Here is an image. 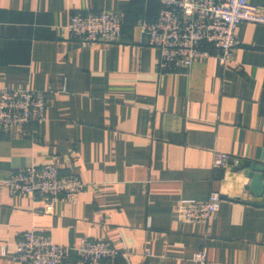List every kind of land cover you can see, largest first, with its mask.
<instances>
[{
	"label": "crops",
	"instance_id": "crops-1",
	"mask_svg": "<svg viewBox=\"0 0 264 264\" xmlns=\"http://www.w3.org/2000/svg\"><path fill=\"white\" fill-rule=\"evenodd\" d=\"M264 11V0H249ZM158 0H0V88L45 91V119L0 129V264L27 230L69 247L59 264H81L82 237L109 241L116 264H264V204L246 185V163L264 166V25L241 22L238 45L187 69L159 74L158 50L140 39ZM116 11L117 42L85 44L68 33L75 13ZM216 151L227 154L214 167ZM52 164L85 187L75 203L9 193L5 178ZM220 205L206 223L179 219L181 198Z\"/></svg>",
	"mask_w": 264,
	"mask_h": 264
},
{
	"label": "built area",
	"instance_id": "built-area-1",
	"mask_svg": "<svg viewBox=\"0 0 264 264\" xmlns=\"http://www.w3.org/2000/svg\"><path fill=\"white\" fill-rule=\"evenodd\" d=\"M160 10L153 22H140V39L158 50L159 74L187 69L212 51L224 64L238 45L235 29L241 22L264 25V11L249 0H158ZM66 30L85 44L117 42L121 38L122 17L116 11L73 14ZM45 91L22 87L0 88V129L27 127L45 119ZM227 154L216 151L212 165H225ZM12 195H26L42 202V211L51 213L57 201L75 203L85 183L75 174H61L56 166L29 164L12 170L5 178ZM220 195L211 192L206 199L179 200V219L206 223L218 210ZM81 264H116L119 255L109 241L82 237L74 247ZM69 247L57 244L49 234L27 230L16 243L12 259L25 264H59ZM191 264H206V251H195Z\"/></svg>",
	"mask_w": 264,
	"mask_h": 264
},
{
	"label": "water",
	"instance_id": "water-1",
	"mask_svg": "<svg viewBox=\"0 0 264 264\" xmlns=\"http://www.w3.org/2000/svg\"><path fill=\"white\" fill-rule=\"evenodd\" d=\"M244 175L248 178L246 188L256 197H262L264 204V166L253 161L246 163Z\"/></svg>",
	"mask_w": 264,
	"mask_h": 264
}]
</instances>
